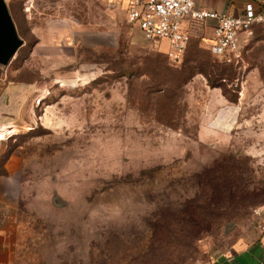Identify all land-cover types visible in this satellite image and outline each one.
<instances>
[{
  "label": "rangeland",
  "instance_id": "374dc122",
  "mask_svg": "<svg viewBox=\"0 0 264 264\" xmlns=\"http://www.w3.org/2000/svg\"><path fill=\"white\" fill-rule=\"evenodd\" d=\"M10 11L23 43L0 66L7 264H217L225 226L263 215L264 28L228 65L199 40L173 64L106 2ZM204 168L216 179L201 229L184 212Z\"/></svg>",
  "mask_w": 264,
  "mask_h": 264
},
{
  "label": "built area",
  "instance_id": "2783aa9c",
  "mask_svg": "<svg viewBox=\"0 0 264 264\" xmlns=\"http://www.w3.org/2000/svg\"><path fill=\"white\" fill-rule=\"evenodd\" d=\"M106 2L123 13L126 23L135 28L147 44H166L162 52L173 64L184 56L192 40L202 41L200 25L214 22L209 54L225 62L238 60L253 39L255 28H264V9L247 4L240 16L196 9L195 0H96ZM259 216V212H255ZM260 231L264 223L256 221Z\"/></svg>",
  "mask_w": 264,
  "mask_h": 264
},
{
  "label": "crops",
  "instance_id": "0c3cea01",
  "mask_svg": "<svg viewBox=\"0 0 264 264\" xmlns=\"http://www.w3.org/2000/svg\"><path fill=\"white\" fill-rule=\"evenodd\" d=\"M4 1L11 13L10 6L14 5L17 0ZM247 4H251L256 11L264 9V0H195L196 9L214 11L219 14H228L234 17L240 16ZM214 25V22H206L200 25L204 32L202 42L207 48L212 41ZM162 48L166 49L165 43L162 44ZM7 93L12 92L10 90ZM8 97L5 98L4 101V105L7 106L5 110H9V108L15 104L14 100H11V97L9 99ZM226 116L230 119L232 112L228 113ZM5 118V115L0 113V125L4 124L3 121H5ZM207 131L208 130H205L204 128H199L197 137H203ZM2 195L3 193L0 190V202ZM261 211H263V215L256 221L264 223V207ZM11 221L15 223V220L12 217L0 216V264L9 263L10 254L12 253V245L9 241L11 233L9 232L8 227ZM256 221L247 225L230 223L225 226L224 233L230 240V247L224 258H222L217 264H264V231H260L257 228Z\"/></svg>",
  "mask_w": 264,
  "mask_h": 264
},
{
  "label": "trees",
  "instance_id": "16d2710c",
  "mask_svg": "<svg viewBox=\"0 0 264 264\" xmlns=\"http://www.w3.org/2000/svg\"><path fill=\"white\" fill-rule=\"evenodd\" d=\"M228 63H231V62H225L224 60H222V64L228 65ZM205 70L206 69L199 66L198 73L205 77L209 86L216 88V86H214L213 83L209 80V76H208L209 72H206ZM214 173L215 171L213 169H206V168L202 169L201 172L197 173L196 178L199 179L197 182V188L204 195H203V198L198 197L196 202H193L191 205L187 206L189 207V209L185 210L184 212V217H190L194 222H197V225L200 226L201 229L204 228L203 223H206L208 225L209 223H211L210 221L212 220V219L207 220L206 210L212 205V200H211L212 198L210 196L212 195V190L215 188L216 177ZM207 192L210 193L209 197L206 196ZM167 220H170V219L168 218Z\"/></svg>",
  "mask_w": 264,
  "mask_h": 264
},
{
  "label": "water",
  "instance_id": "95a60500",
  "mask_svg": "<svg viewBox=\"0 0 264 264\" xmlns=\"http://www.w3.org/2000/svg\"><path fill=\"white\" fill-rule=\"evenodd\" d=\"M22 43L7 4L0 0V66H6L10 62Z\"/></svg>",
  "mask_w": 264,
  "mask_h": 264
}]
</instances>
